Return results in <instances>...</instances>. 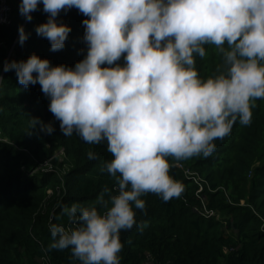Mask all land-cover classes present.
I'll return each instance as SVG.
<instances>
[{"label": "clouds", "instance_id": "obj_1", "mask_svg": "<svg viewBox=\"0 0 264 264\" xmlns=\"http://www.w3.org/2000/svg\"><path fill=\"white\" fill-rule=\"evenodd\" d=\"M41 2L49 15L36 32L52 50L62 49L71 31L57 21L60 11L86 14V55L68 66L32 53L6 61L4 71L15 69L25 87L39 82L65 135L106 140L113 158L101 170L118 183L108 200V188L98 196L104 212L65 206L76 226L51 224L50 247L70 248L81 264H120V231L136 224L135 209L146 204L141 196L168 201L184 191L167 157H206L237 120L251 122L255 100L264 98V0H21L19 11L31 20ZM28 35L20 25L19 42ZM206 44L223 63L202 78L196 55H206ZM121 57L125 63H115ZM33 118L34 127L54 131Z\"/></svg>", "mask_w": 264, "mask_h": 264}, {"label": "trees", "instance_id": "obj_2", "mask_svg": "<svg viewBox=\"0 0 264 264\" xmlns=\"http://www.w3.org/2000/svg\"><path fill=\"white\" fill-rule=\"evenodd\" d=\"M20 2L9 0L10 23L0 24V264H81L70 248L50 247V225L75 226L64 211L73 203L106 211L98 196L108 188V200L118 191L116 178L101 170L112 153L106 140L90 144L75 132L65 135L39 82L25 87L4 64L36 53L53 65L74 66L87 53L82 21L88 17L76 7L61 10L56 19L71 31L65 46L52 50L36 32L49 15L42 2L31 20L20 13ZM20 25L29 33L23 43ZM205 48L195 64L202 78L223 63L215 45ZM251 111V122L237 120L228 135L215 139L210 155L167 157L170 175L184 191L168 201L152 192L141 196L146 204L135 209L136 224L120 231V264H264V98ZM33 117L54 131L34 127ZM60 151L66 167L58 161ZM44 162L53 168L29 173Z\"/></svg>", "mask_w": 264, "mask_h": 264}, {"label": "built area", "instance_id": "obj_3", "mask_svg": "<svg viewBox=\"0 0 264 264\" xmlns=\"http://www.w3.org/2000/svg\"><path fill=\"white\" fill-rule=\"evenodd\" d=\"M10 14H11V5L9 0H0V24H9L10 23ZM0 140H2L0 134ZM76 226V225H75ZM75 226H66V227H75ZM49 263V260H47Z\"/></svg>", "mask_w": 264, "mask_h": 264}, {"label": "rangeland", "instance_id": "obj_4", "mask_svg": "<svg viewBox=\"0 0 264 264\" xmlns=\"http://www.w3.org/2000/svg\"><path fill=\"white\" fill-rule=\"evenodd\" d=\"M58 161H59V163H60V165L61 164H63L64 165V167H66V165H65V162H64V158H65V156H64V154H63V152L62 151H60V152H58ZM38 168V167H37ZM53 168V166H52V164H50V163H45L44 162V164L43 165H41L40 166V168L39 169H33L32 171H30L29 173L30 174H33V173H35L36 171H40V170H42V171H49V170H51ZM203 203H205V202H203ZM210 212V214L211 215H213V214H216V210H211V211H209Z\"/></svg>", "mask_w": 264, "mask_h": 264}]
</instances>
